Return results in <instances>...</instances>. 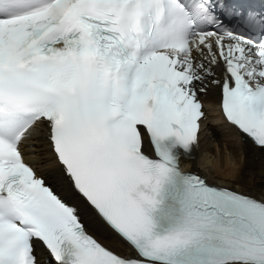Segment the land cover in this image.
I'll use <instances>...</instances> for the list:
<instances>
[{"label": "snow or ice", "instance_id": "snow-or-ice-1", "mask_svg": "<svg viewBox=\"0 0 264 264\" xmlns=\"http://www.w3.org/2000/svg\"><path fill=\"white\" fill-rule=\"evenodd\" d=\"M209 85L264 150V13L222 0H0V264H36L34 241L55 264H264V199L179 170ZM43 128L134 256L87 234L26 162L21 145Z\"/></svg>", "mask_w": 264, "mask_h": 264}, {"label": "bare ground", "instance_id": "bare-ground-1", "mask_svg": "<svg viewBox=\"0 0 264 264\" xmlns=\"http://www.w3.org/2000/svg\"><path fill=\"white\" fill-rule=\"evenodd\" d=\"M220 75L221 70L217 69L216 78ZM198 99L202 102L205 118L201 121L198 143L190 154H186V158H181V170L196 171L208 184L227 187L259 200L264 199V150L254 146L247 137L222 119L219 88L209 85L206 93L198 94ZM45 129L39 133L34 132L21 145L25 160L63 201L76 209L89 234L113 252L132 256L128 246L96 216L63 175L47 146ZM144 151L152 154L146 138ZM34 254L38 264H55L47 258L37 242H34Z\"/></svg>", "mask_w": 264, "mask_h": 264}]
</instances>
